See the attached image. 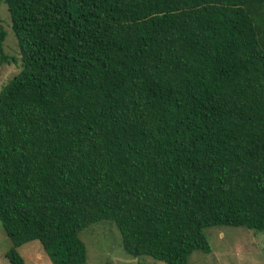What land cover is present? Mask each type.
<instances>
[{
	"label": "trees",
	"instance_id": "1",
	"mask_svg": "<svg viewBox=\"0 0 264 264\" xmlns=\"http://www.w3.org/2000/svg\"><path fill=\"white\" fill-rule=\"evenodd\" d=\"M21 70L0 91V220L85 264L83 229L188 264L205 230L264 231V0H3ZM1 63L18 61L4 48Z\"/></svg>",
	"mask_w": 264,
	"mask_h": 264
},
{
	"label": "rangeland",
	"instance_id": "2",
	"mask_svg": "<svg viewBox=\"0 0 264 264\" xmlns=\"http://www.w3.org/2000/svg\"><path fill=\"white\" fill-rule=\"evenodd\" d=\"M7 32L4 48L18 61L0 64V91L8 81L21 70V58L16 36L12 30V21L7 5L0 0V30ZM1 62V56H0ZM212 246L211 252L195 251L188 264H264V231L245 226H212L205 230ZM88 248V260L85 264H143L139 258L127 254L121 241L116 224L101 220L81 232ZM12 247L0 220V264H12L6 256ZM25 264H52L38 240L25 243L19 248ZM147 264H167L164 261L146 257Z\"/></svg>",
	"mask_w": 264,
	"mask_h": 264
}]
</instances>
